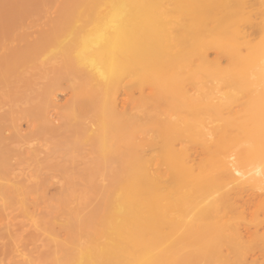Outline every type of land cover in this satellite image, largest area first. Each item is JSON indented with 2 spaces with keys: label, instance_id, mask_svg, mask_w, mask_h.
<instances>
[{
  "label": "bare ground",
  "instance_id": "6f19581e",
  "mask_svg": "<svg viewBox=\"0 0 264 264\" xmlns=\"http://www.w3.org/2000/svg\"><path fill=\"white\" fill-rule=\"evenodd\" d=\"M258 4L264 6V0ZM28 8L0 16V22L12 23L0 29V106L16 105L0 116V264H264V189L246 190L237 178L243 171L233 165L237 156L264 169V88L255 89L264 78V65L251 78L264 62V20L261 39L251 42L247 28L256 13L254 4L65 0L59 17L64 19L54 22V32L42 28L37 38L24 42L27 33L16 29L15 35V28H23L25 18L46 17L43 4V10ZM81 16L85 19L79 21ZM12 39L22 44L6 45ZM62 46L63 57L51 55L61 57L60 63L57 58H50L55 65L42 62L41 51ZM210 52L214 59L207 58ZM37 55L42 61L35 69ZM222 59L230 67L220 72ZM20 70L22 74L8 76ZM47 70L52 80L36 91L41 95L35 103L36 78ZM218 76L227 90L214 84ZM74 77L78 83L59 87ZM125 78L130 80L123 84ZM134 90L142 120H123L119 93L127 92L130 100ZM67 92L68 117L58 127L47 114L57 106V95ZM238 96L247 99V120L220 119ZM28 102L32 105L22 109L27 115L20 114L17 106ZM23 114L36 124L29 135H39L38 147L44 141L46 148L42 158L33 155L34 166L16 172L10 161L22 150L9 145L28 138L15 123L14 117ZM145 118L155 120L149 130L153 135L136 142L133 135L144 133ZM5 128L10 134H3ZM231 129L236 133L229 134ZM156 140L172 177L190 188L178 196L183 201H163V180L149 169L153 159L140 153ZM235 148H240L237 153ZM59 159L60 172L71 173L67 185L57 184L52 193L45 169ZM66 207L72 210L70 218L59 222L51 217L64 215ZM41 227L43 235L48 233L44 238L55 241L59 250L47 248L50 240H39L43 250L31 248L36 236H43L37 234Z\"/></svg>",
  "mask_w": 264,
  "mask_h": 264
},
{
  "label": "rangeland",
  "instance_id": "374dc122",
  "mask_svg": "<svg viewBox=\"0 0 264 264\" xmlns=\"http://www.w3.org/2000/svg\"><path fill=\"white\" fill-rule=\"evenodd\" d=\"M4 1V2H3ZM29 1V2H28ZM44 2H42V0H36V3H35V0H26V1H24V0H0V16L1 17H3V16H6V15H8V14H12L13 13V11H15V10H22V8H23V6H24V8H25V5H26V9L28 8V9H36V8H38V9H44V14H45V16L46 17H40V18H37V19H33V18H25V19H23V28H20L19 26V28H15V30H14V33H15V35H16V31L18 30V34H22V33H27V36H28V38H27V36L25 37V38H27V40H25V38L24 39H22V38H20V39H22V40H24V42L26 41H28V42H31V40H33L35 37H36V35H37V33H38V35H39V32L40 31H42V30H40V29H42V28H44L43 29V32H45V33H47V32H51V30L52 29H54L53 28V25H54V22H55V24H57L58 23V20H61V18L62 19H64L63 17H61V18H59L60 17V15L62 16L64 13H62L63 12V10L65 11V0H43ZM24 2V3H23ZM26 2V3H25ZM27 2H28V4H27ZM46 2V3H45ZM57 2V3H56ZM250 2L251 3H253L254 4V8H255V10H256V13H255V16H253V23H252V26L251 27H249V28H247V32H248V34H249V40L251 41V42H253V43H255V42H258L260 39H261V37H262V34H261V32H260V30H259V25H260V23H261V21L262 20H264V6H262V5H259L258 4V0H250ZM13 3V4H12ZM61 3V4H60ZM5 4V5H4ZM7 4V5H6ZM21 5V6H18L17 7V5ZM42 4H43V7L44 8H42ZM44 4H45V6H44ZM15 5V6H14ZM33 5V6H32ZM35 5H36V7H35ZM59 5V6H58ZM16 7V8H15ZM20 7H21V9H20ZM64 8V9H63ZM61 11V12H60ZM61 13V14H60ZM83 19H85V17H83V16H81L80 18H78V20L80 21V20H83ZM1 21V20H0ZM62 21V20H61ZM61 21H59V22H61ZM8 26H12V23L11 22H9V21H6V20H3V22H0V29L2 30V28H5V27H8ZM52 26V27H51ZM54 26H56V25H54ZM46 27H47V29H46ZM51 29V30H49V31H47L48 29ZM17 29V30H16ZM22 29V30H21ZM26 29V30H25ZM0 30V31H1ZM55 30V29H54ZM54 30H52L53 32H54ZM20 31H22L21 33H19ZM25 31H27V32H25ZM57 31V30H56ZM49 32V33H50ZM59 32V31H58ZM29 33V34H28ZM42 33V32H41ZM31 34V35H30ZM55 34V33H54ZM57 34V33H56ZM37 35V36H38ZM49 34H47V36H48ZM50 35H52V34H50ZM18 36V35H17ZM32 36V37H31ZM46 35H44L43 37H45V39H47L48 37H47ZM40 38H41V36H39ZM41 38V40H43V41H45V39L44 38ZM52 37V36H51ZM17 37H15V39H16ZM19 38V37H18ZM37 38V37H36ZM20 39H17V40H14V39H12V44L11 43H9V42H5L6 43V45H11V46H13V45H20V44H22V42H20ZM37 40H40L39 38L37 39ZM14 41H16V42H14ZM35 41V40H34ZM46 42H48V39H47V41ZM9 43V44H8ZM24 44V43H23ZM44 46H46V44L44 45ZM48 48L50 47V46H47ZM46 48V47H45ZM44 49V48H43ZM42 49V50H43ZM52 48H50V50H51ZM57 49H59V47L58 48H55V49H52L53 51H50L49 49L47 50V48H46V52H45V50H43V52L41 51V53H40V55H42L43 54V58H42V56H40V55H37V56H40V57H38L39 58V60L36 62V60H37V58H36V60H34V64L33 63H31L30 65H28L27 64V68L26 69H28L29 68V70H30V67L29 66H32V64H33V67L36 69L37 67H39L40 66V64L38 63V62H40V58H42L43 59V61L42 62H44V59H47L46 60V62H47V64L49 63L48 61H51L54 65H55V61H52V60H54L55 58H57V56H60V54H61V56L63 57L65 54H64V52H66L65 51V47H61V49L60 50H57ZM3 50H2V48L0 49V56H2L3 55ZM52 52H54L55 53V55H57V56H54V57H52L51 55H54V53L52 54ZM244 52L245 51H242V53H241V55H245L244 54ZM44 53H45V55H44ZM50 53V54H49ZM57 53V54H56ZM246 53V52H245ZM39 54V53H38ZM49 56V57H46V56ZM36 56V57H37ZM46 58H45V57ZM208 57V59L210 60V59H214L215 57H216V55H215V53H213V52H210V53H208V55H207ZM50 58H54V59H51L50 60ZM60 58L61 57H58L57 59H59V63L61 62L60 61ZM49 59V60H48ZM57 61V60H56ZM32 62V61H31ZM45 62V63H46ZM57 62V63H58ZM52 63L51 64H49V65H51L52 66ZM47 64H45V66H44V64L42 63V66H44L45 68H47L48 67V65ZM53 65V66H54ZM262 65H264V62H262V60H261V64L256 68V70H255V74H253V76L251 77V78H255V75L258 73V72H260V70L261 69H263V67H262ZM37 66V67H36ZM56 66H57V64H56ZM196 65H195V63H194V65H193V67H195ZM32 67V68H33ZM41 67V66H40ZM50 67V66H49ZM228 67H230L229 65H228V63H227V61L226 60H224V59H222L221 60V62H220V66H219V71L221 72V71H223V69H226V70H228ZM261 67V68H260ZM23 70H24V67H23ZM23 70H20L19 72L17 71L16 73H14V74H11V75H8L10 78L11 77H16L17 75H20V74H22V71ZM225 70V71H226ZM49 71L50 70H47L44 74L45 75H43L44 77H42V76H39V78L40 77H42V78H40L39 80H38V78H36V84H34V85H36V86H34V89H33V92L34 93H32V94H34V101L35 100H37V98L38 97H40V95L41 94H39V96H38V92H36V91H38V90H43L44 88L43 87H45L46 86V83L47 84H49L50 82V79L52 78L51 76V74H52V72H50L49 73ZM52 71V70H51ZM51 77V78H50ZM52 80V79H51ZM129 78H125L124 80H123V84H126V83H128L129 82ZM224 81H223V79L220 77V76H218L217 78H216V80H215V85H217L216 87L218 88H220V90H227L228 88H226L225 86H224V83H223ZM75 83H78V79L76 78V77H74V78H65V81H62L61 82V85H59V87H62L63 89L64 88H66V87H68V86H71V85H73V84H75ZM264 88V78H263V80L256 86V92H259V91H261V89H263ZM258 90V91H257ZM147 92H149V90L146 88V90H145V93H147ZM40 93V92H39ZM132 95V99H130L129 100V97H128V93L127 92H125V91H121L120 93H119V96H118V99H119V103L117 104V108H118V110L119 111H123L124 110V112H122L121 113V119H128V118H131V116H133V117H135L134 119L136 120V119H138V120H142L141 119V113H140V105H139V103L137 102V98L139 97V93H138V91H136V90H134V91H132V93H131ZM70 95H71V93L70 92H67V93H65V94H58L57 95V106L55 107V108H51V109H49V111H48V114H47V119H49L50 121H52V123H53V125H55V126H58V127H60V126H62L63 125V122H64V119H65V121H66V118L68 117V113H69V108H68V106H67V104H66V100L70 97ZM31 96V95H30ZM32 97V98H33ZM128 97V100L127 101H125V99L124 98H127ZM39 99V98H38ZM41 99V98H40ZM125 101V102H124ZM35 103H36V101H35ZM123 103H125V104H123ZM31 105H32V103H30ZM29 104V102L28 103H26V105L25 104H17L18 106V111L20 110H22V109H25V108H28V107H30L31 105ZM247 104H248V102H247V99H246V97H242V96H238V98H237V101L234 103V104H231L232 106H231V109H226V110H222L221 111V117H220V119H224V120H227V119H230V118H234V119H237L238 121H240V122H243V121H245V120H247V117H249V114H248V112H247V110L248 109H246V106H247ZM15 107L16 105H12V106H9L10 108L8 109V106L7 105H5L4 106V108H3V105H1L0 107V116H6L5 114H7V113H9V112H11L12 113V111H13V109H12V107ZM16 108V107H15ZM12 110V111H11ZM15 110V109H14ZM26 110H29V109H26ZM19 111V112H20ZM15 112V111H14ZM13 112V113H14ZM22 113H24L25 115H27L26 114V111H24V110H22L21 111ZM21 112H20V114H21ZM10 113V114H11ZM16 113V112H15ZM18 113H16L15 115H17ZM23 114V115H24ZM135 114V115H134ZM14 115V116H15ZM19 115V114H18ZM17 115V116H18ZM24 115V116H25ZM105 115L107 116V117H109V115H110V112L109 111H105ZM16 116V117H17ZM20 116V115H19ZM14 117L15 118V123H18V124H16V125H20V128H21V133H20V135L22 134V135H24V136H26L25 134H27V132H28V138H25V141L22 143V141L24 140V139H22V141H21V139H18V141L16 142V141H14L13 143H11L9 146L11 147V148H19V149H21L22 150V152L20 153L19 152V154H20V156L18 157V156H14L12 159H11V161H10V163L12 164L11 165V167H12V169L13 170H15L16 172H17V170L18 171H20L21 169L22 170H25V171H27V168H31L32 166H34L33 164H34V162H33V160H34V157H33V155H37V154H39L40 155V157L42 158V156H43V154L45 153L44 152V150L43 149H45L46 148V143L44 142H40V144H42V146H39L38 147V145L37 144H39V143H37V142H39L40 141V136L39 135H29V133L31 132V130H33V128L35 127V123H33L32 122V120L29 118V117H20V119H23L22 121H20V119H17V118H19V117ZM31 117V116H30ZM137 117V118H136ZM29 118V119H28ZM25 119V120H24ZM212 119H215L214 117L212 118ZM19 120V122H16V121H18ZM215 121H216V119H215ZM214 121V124L215 123H219L218 121H216L215 122ZM145 131H144V133H142V132H138L137 134H134L133 136H134V138L136 139V142H138V141H141V139H143V138H149V137H152V135H153V133H152V131H150L149 132V130L152 128V126L154 125V123H155V120L153 119H147V118H145ZM8 129L9 128H5V130L3 131V134H5V135H8V134H10L9 133V131H8ZM228 133L229 134H231V135H233V134H235L236 133V130L235 129H231V130H229L228 131ZM216 135H218L219 136V134H216ZM27 137V136H26ZM155 137V136H154ZM23 138V137H22ZM20 140V141H19ZM42 141V140H41ZM243 144V143H242ZM23 145V146H22ZM159 145L160 144H158V142H157V140L156 141H154V143L152 144V146L151 147H149V146H146V147H144V148H142L141 150H140V153H142L143 154V156L144 157H146V158H152L153 159V163H152V165L150 166V170H154L155 172H157L158 173V175H160V177H161V179L163 180V182H162V192L164 193V194H166L167 195V198L166 199H164L163 201L164 202H178V201H183V200H181V199H179L178 198V196L180 195V194H182V193H184V192H186V191H188V190H190V188L188 187V186H179L178 184H177V181L172 177V175H171V172H170V169H171V167H169V165H167V164H164L163 163V161L160 159V154H161V149H160V147H159ZM245 145V144H244ZM39 149H38V148ZM44 147V148H43ZM175 147L176 148H179L180 147V144H176L175 145ZM241 147V146H240ZM242 147H243V145H242ZM245 147V146H244ZM16 148V149H17ZM43 148V149H42ZM41 149V150H40ZM237 149V151H236V153L239 151V149L240 148H235V150ZM233 150H234V148H233ZM232 151V150H231ZM40 152V153H39ZM233 152L234 151H232V154H233ZM235 153V152H234ZM65 154H67L66 152H65ZM231 154V153H230ZM232 154H231V156H232ZM239 154V153H238ZM237 154V155H238ZM227 155H228V153H227ZM235 155V154H234ZM233 155V156H234ZM29 156H31V157H33V158H30ZM230 156V157H231ZM235 157V156H234ZM234 157H231V159L233 158L234 159ZM239 157V156H238ZM33 159V160H32ZM232 159V160H233ZM239 159H241V157L240 158H237V156H236V160L234 161L235 162V164H233V165H235V168H236V170H240L239 172L241 173V171H243L242 172V174L240 175V174H238L239 176H241V177H239L238 175H237V178H238V180H240L241 182H242V186L246 189V190H249V189H254V188H262V189H264V169H263V167L261 166L260 167V165L258 166V163L255 161V163H254V160L253 159H248V158H242L241 160L242 161H238ZM227 160H230V159H227ZM248 160V161H247ZM238 161V162H237ZM252 162V164H250V162ZM232 162V161H231ZM233 162V163H234ZM241 162V163H240ZM237 163H238V166H237ZM239 163L240 164H242V165H239ZM257 163V165H255ZM254 164V165H253ZM53 165H55L54 167H52V166H49L48 168H46L45 169V174L48 176V182L46 183V186H48V187H51L50 188V192H52V193H55L56 191H57V189H56V185L58 184V185H61V184H65V186L67 185V177H68V175L71 173H69L68 171H65V173H63V172H60V167H61V165H62V161L59 159V162H55ZM252 165V166H251ZM29 166V167H28ZM237 166V167H236ZM76 168H80V165L79 166H77ZM234 168V169H235ZM261 168H262V171H261ZM20 169V170H19ZM28 170H30V169H28ZM69 171H71V170H69ZM247 171V173H245ZM68 174V175H67ZM102 185H106L107 184V182L105 181V180H103L102 181V183H101ZM0 198H1V196H0ZM67 199V198H66ZM65 199V201H75V202H79V200H81V199H78V200H76V199H71V200H66ZM4 199L2 198V201H3ZM82 201V200H81ZM90 201V200H89ZM91 201H98V200H95V199H91ZM0 202H1V199H0ZM68 206V205H67ZM73 205L72 204H70V207L73 209L74 207H72ZM74 206H75V204H74ZM14 207H16V206H13V209H14ZM67 208V209H70L71 210V208ZM12 208V207H11ZM11 210V211H14V210ZM16 209V208H15ZM65 210V214L63 215V214H58V215H56V214H51V217L53 216L54 218H56V219H58L59 220V222L62 220V219H66V218H70V214H71V212H72V210L70 211V210ZM73 211H75V209L73 210ZM14 215V214H13ZM72 215V214H71ZM62 222V221H61ZM58 225H56V229L55 230H58ZM42 227H41V229L39 228V231H38V229H37V234L39 233V237L41 236V235H43V233H41V231H42ZM60 229V228H59ZM43 231H45V230H43ZM59 234H60V232H59ZM45 235H48V233H46ZM45 235H43V236H41V238H38V236H36V239L35 240H37V241H35L34 239V244H33V246H31V248H34V250H43L44 248V242L42 243V241H47V240H50V239H48L47 237L46 238H44V236ZM38 238V239H37ZM60 238H62V237H60ZM39 240H42V241H39ZM38 242V243H37ZM43 244H41V243ZM50 242V245H48L47 244V248L48 249H51V250H59L60 249V247L59 246H57V243L54 241V242H52V240H50L49 241ZM48 242V243H49ZM38 244H41L40 246L38 245ZM46 244V243H45ZM38 248V249H37ZM43 248V249H42ZM55 259V258H54ZM35 264H37V263H35Z\"/></svg>",
  "mask_w": 264,
  "mask_h": 264
}]
</instances>
